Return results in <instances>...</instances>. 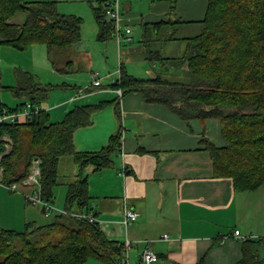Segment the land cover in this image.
I'll return each mask as SVG.
<instances>
[{
  "label": "trees",
  "instance_id": "trees-1",
  "mask_svg": "<svg viewBox=\"0 0 264 264\" xmlns=\"http://www.w3.org/2000/svg\"><path fill=\"white\" fill-rule=\"evenodd\" d=\"M106 1L86 0L97 24L96 38L103 42L113 38V24L105 15ZM171 1V10L175 11V0ZM205 1V15L197 21L199 30L183 38L186 46L182 55L169 57L158 49L146 50L148 60L185 65L181 80L160 75L137 78L120 62L119 77L104 87L121 88L123 95L138 91L146 102L164 104L185 121L217 119L225 144L216 146L202 140L213 175L230 178L237 192L253 191L264 184V0ZM18 12L24 13V21L10 22ZM82 20L60 13L55 0H0V45L24 51L43 44L53 69L68 74L77 70L72 55L81 41ZM182 23L187 22L169 18L141 23L140 42L146 46L166 26L174 28ZM15 75L16 84L7 89L21 101L13 108L0 106V113L21 110L26 102L38 110L29 118L0 124L1 181L6 185L20 183L36 159L40 197L52 206L60 159L72 157L78 172L67 183L63 212L51 223H27L23 231L0 228V264H85L90 258L126 264L124 243L109 240L96 219L77 215L94 217L85 169L91 166L93 171H101L113 164L121 148V128L98 151H77L73 142L74 132L92 124V115L107 105H114L120 117V97L75 105L61 121L50 122L43 106L54 88L65 85L41 82L19 68ZM255 242L243 241L242 256L236 264H259Z\"/></svg>",
  "mask_w": 264,
  "mask_h": 264
},
{
  "label": "crops",
  "instance_id": "crops-1",
  "mask_svg": "<svg viewBox=\"0 0 264 264\" xmlns=\"http://www.w3.org/2000/svg\"><path fill=\"white\" fill-rule=\"evenodd\" d=\"M55 1L59 11L65 12L59 6L61 0ZM79 1L88 4L86 0ZM119 3L129 27L169 18L187 22L179 24L182 26L198 24L207 7L205 0H175V11L171 10V0H119ZM88 8L81 7L93 24V31L97 32L91 7ZM23 14L16 13L9 21L20 24L25 19ZM130 49L134 51V48ZM77 53L80 52H73L74 62ZM88 53V50L84 52L83 57L89 67ZM142 58L147 59L146 56ZM17 68L32 73L44 83H73L72 77H63L65 74L53 69L42 44L24 51L2 44L0 106L5 108L16 107L21 101L7 89L16 84ZM124 68L136 77L127 66ZM148 72L145 71L148 77L141 79L157 75ZM101 87L104 88L103 85H88L75 92H51L43 106L50 122L61 121L75 105L117 98L113 89L93 93V89ZM119 108L120 117L116 116L114 105L94 113L92 124L74 132L73 142L77 151H98L105 146L109 136L121 128V148L114 156L113 164L101 171H93L88 166L84 174H88L92 212L104 235L109 240L129 241L127 264H140V256L145 250L158 255L153 264H236L242 256L244 240L233 237L235 230L239 231V236L257 241L255 252L259 264H264V184L253 191L237 192L230 178L213 175L212 161L202 140L223 146L220 122L217 119L185 121L164 104L146 102L138 91L125 93L119 99ZM70 171L69 175L58 179L57 185L63 187H57L56 193L61 197H65L68 181L78 172L73 160ZM33 190L31 185L18 183L11 191L0 183V228L23 231L27 223L49 224L63 212L60 200L57 202L59 208L52 209L49 214L40 203H30L27 196ZM126 209L137 214L130 224L124 221ZM89 260L85 264H107L94 258Z\"/></svg>",
  "mask_w": 264,
  "mask_h": 264
},
{
  "label": "rangeland",
  "instance_id": "rangeland-1",
  "mask_svg": "<svg viewBox=\"0 0 264 264\" xmlns=\"http://www.w3.org/2000/svg\"><path fill=\"white\" fill-rule=\"evenodd\" d=\"M79 0H61L59 3L60 8L64 9L65 12H60L63 14H73L81 17L83 20L81 26V42L76 47L75 51H79L78 58L74 62L75 67L78 68L77 71L69 74H62L63 77H72V85L61 82L56 83L57 81H50L53 85H65V87H56L53 91H60L66 93L69 91L75 92L78 88H84L91 84L93 78L91 72H98L100 81L103 86L112 82V79H115L118 75V66L119 62L122 61L128 69H130L133 74L138 78H147L148 75L145 74V71L148 70L149 74H157L163 78L169 80H181L184 77V67L176 64L175 62H164L162 60H148L143 59L142 56H146V50H155L158 49L161 51L163 56H180L183 54L186 46V42L183 38L192 36L196 34L199 30L198 24H183L178 25L174 28H164L158 35H154L152 42H149L144 46L141 42V24L138 23L134 27H131L133 41L130 44H122L120 47L121 51L118 52L116 42L113 38L108 39L106 42L99 41L96 36L97 32L93 31L91 21L86 12H84L81 7H86L89 9L88 4H80ZM58 7V3H57ZM93 13V12H92ZM24 15V14H23ZM41 45V44H40ZM129 45V46H128ZM42 46H44L42 44ZM125 48H127L125 50ZM130 48H134V51H131ZM88 50V54L91 58V65L88 67L86 58L83 57V53ZM142 50V51H141ZM131 51V52H130ZM119 53V54H118ZM134 53V54H133ZM144 53V54H142ZM119 55V56H118ZM88 59V58H87ZM92 70V71H91ZM108 76V77H106ZM60 77V78H63ZM56 80V79H55ZM48 82V81H47ZM93 93L106 92L110 89L100 88L99 90L93 89ZM96 90V91H95ZM50 92V93H51ZM90 92V91H89ZM88 93V92H86ZM50 96V94H49ZM49 99V97H48ZM47 99V101H48ZM98 102V101H97ZM96 102V103H97ZM105 108V107H104ZM103 109V108H102ZM101 109V110H102ZM99 110V111H101ZM98 112V111H97ZM72 157L65 156L60 159L58 166L59 179L63 175H69L71 170ZM71 172V171H70ZM64 178V177H63ZM57 187H63L62 185H56L53 188L54 192V202L52 203V208L57 210V202L59 200L62 202L61 207H64V196L61 197V194L56 193ZM91 261V260H89Z\"/></svg>",
  "mask_w": 264,
  "mask_h": 264
},
{
  "label": "built area",
  "instance_id": "built-area-1",
  "mask_svg": "<svg viewBox=\"0 0 264 264\" xmlns=\"http://www.w3.org/2000/svg\"><path fill=\"white\" fill-rule=\"evenodd\" d=\"M105 15H106V18L110 20L113 24V39L115 40L117 44L118 50L121 44L132 43V40H133L132 30H131V27H129L124 21L123 15L120 10L119 0H107L106 1ZM91 76L93 78V81L91 82L90 85L92 87H100L102 83L100 81L98 72L92 71ZM117 77H119V67H118ZM115 80L116 78L112 79L111 83H115ZM114 92L120 98L123 96V91L121 88L114 89ZM32 107L33 106L29 102H26V105L21 110H18L16 112H9V111L3 110L0 113V124L4 122H15L23 118L31 117V115L38 110L37 106H34L33 108ZM4 139H7L9 141V138H7L6 136H4ZM39 175H40L39 161L35 159L30 167V171L27 177L24 180H22L20 183L24 185H31L32 187H34L33 193L27 196L28 201L30 203H40L43 206L45 213L49 214L53 208L50 203H48L47 201L43 200L40 197L39 190H38L39 184H40ZM2 176H3V167L0 164V183L5 185L9 190L14 191L18 183H12L10 185H6L1 181ZM77 215L88 217L90 221L95 220V218L91 216V214L88 216L84 214H77ZM136 215L137 214L133 210L126 209L125 219H124L125 223L130 224L136 218ZM239 235L240 233L238 230H235L233 232L234 238L240 237L241 239L245 240L244 237L239 236ZM163 237L166 238L167 235H163ZM124 246H125V251H126L124 262L127 264V248L129 247V241L126 240L124 242ZM140 260H141L140 264H153L157 262L158 257L153 251L145 250L142 252L140 256Z\"/></svg>",
  "mask_w": 264,
  "mask_h": 264
}]
</instances>
